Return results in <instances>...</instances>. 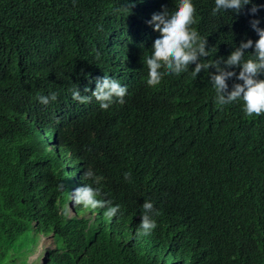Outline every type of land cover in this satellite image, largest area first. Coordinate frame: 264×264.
<instances>
[{"label": "trees", "instance_id": "16d2710c", "mask_svg": "<svg viewBox=\"0 0 264 264\" xmlns=\"http://www.w3.org/2000/svg\"><path fill=\"white\" fill-rule=\"evenodd\" d=\"M125 1L0 0V260L21 248L32 230L38 240L52 236L55 247L47 249L45 264H264V115L247 116L242 102L215 104L203 70L174 108L170 92L147 84V70L125 78L112 61L117 32L110 24L111 16H123ZM194 3V27L207 37L209 59L257 40L252 20L264 27V7L256 14L249 4L239 13L213 15L214 0ZM106 71L128 81L122 83L128 85L124 104L104 110L95 98L87 105L69 99L67 90L88 74ZM47 91L59 92L70 117L77 116L59 128V146L48 153L50 143L39 140L35 127L64 121L52 111L57 105L34 101ZM145 128L166 137L169 165L158 172L135 167L128 157L131 132ZM65 155L80 167L74 181L92 183L84 177L88 168L104 178L101 187L122 205L124 219L142 199L154 200L155 234L139 235V222L119 238L107 229L95 241L77 227L80 237L69 234L59 209L65 190L58 185L68 187L63 175H72L62 168Z\"/></svg>", "mask_w": 264, "mask_h": 264}, {"label": "clouds", "instance_id": "9594fccd", "mask_svg": "<svg viewBox=\"0 0 264 264\" xmlns=\"http://www.w3.org/2000/svg\"><path fill=\"white\" fill-rule=\"evenodd\" d=\"M249 4H252L253 14L264 7L253 3V0H214L212 13H239ZM123 7V16L119 19L111 16L113 19L110 24L114 32H117L112 61L125 78L138 77L140 72L147 70V84H159L158 88L162 85L170 92L169 106L174 108L175 99L192 92L203 79L200 77L203 70L208 72L215 104L227 106L242 102L243 111L247 116L264 115V27L260 26L259 19L251 22L252 28L259 36L257 40L241 41L226 58L221 56L218 59H209L213 53L208 47L207 37L194 27L197 23L194 0H126ZM249 49L253 51L249 52ZM142 61L146 66L144 68H141ZM114 74L117 78H114ZM125 78L112 71L96 73L95 77L90 73L84 81L79 82L80 85L67 90V94L74 104L78 102L87 105L95 98L102 109L108 110L115 103H125L128 94V85L122 84L128 82ZM170 79H176L177 82L171 84L168 82ZM92 85H95L94 90L90 89ZM88 92L91 94L87 95ZM34 101L42 105H57L52 111L57 112L64 121L61 123L57 119L43 120L35 127L39 140H43V144L50 143L45 150L48 153L59 146L58 137L61 130L74 122L77 116L70 117V107H67L59 92L39 93ZM165 144L166 137L163 132L147 128L141 131L135 129L127 143L128 157L135 167L158 172L169 165L163 152ZM62 159V168L72 172L71 176L65 173L63 175L69 180L66 182L68 187H64L62 182L58 185L61 192L65 190L59 209L61 216L66 220L62 221L70 226L69 234L80 237L78 228L87 231L95 241L98 234L107 229L111 235L119 238L124 230H131L137 222L139 235L148 237L155 234L159 208L154 200L142 199L137 211L124 219L122 205L104 193L101 187L104 178L101 175L88 168L84 177L92 183L83 181L84 179L74 181L73 179L80 176V167L76 168L72 164L77 161L70 163L66 155ZM124 176L130 179L131 171H126ZM79 208L89 212L82 214L78 211ZM75 221L81 222L82 226L77 225ZM116 225L122 227V230ZM111 228H114L113 233L110 232ZM46 237L52 239V236ZM40 239L36 249L28 257L37 253ZM49 247L39 253L41 256L37 257L36 264L47 262Z\"/></svg>", "mask_w": 264, "mask_h": 264}, {"label": "rangeland", "instance_id": "374dc122", "mask_svg": "<svg viewBox=\"0 0 264 264\" xmlns=\"http://www.w3.org/2000/svg\"><path fill=\"white\" fill-rule=\"evenodd\" d=\"M78 211L82 214L89 212V210H84L82 208H79ZM22 240H24L22 247L17 248L16 251L11 250L10 254H8L5 259L0 260V264H36L37 257L41 256L39 255L40 252H44V249L49 246H55L51 237L42 236L40 239L41 244L38 247L37 253L28 257L27 251L35 250L39 243L38 236L35 235L32 230H28L22 236ZM13 257H15L16 260H13Z\"/></svg>", "mask_w": 264, "mask_h": 264}]
</instances>
